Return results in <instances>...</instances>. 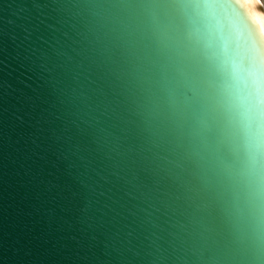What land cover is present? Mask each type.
I'll return each mask as SVG.
<instances>
[{
    "label": "water",
    "instance_id": "1",
    "mask_svg": "<svg viewBox=\"0 0 264 264\" xmlns=\"http://www.w3.org/2000/svg\"><path fill=\"white\" fill-rule=\"evenodd\" d=\"M225 0H0V264H264V106Z\"/></svg>",
    "mask_w": 264,
    "mask_h": 264
},
{
    "label": "bare ground",
    "instance_id": "2",
    "mask_svg": "<svg viewBox=\"0 0 264 264\" xmlns=\"http://www.w3.org/2000/svg\"><path fill=\"white\" fill-rule=\"evenodd\" d=\"M232 14L231 28L235 31L240 45L244 52V57L249 65L250 74L254 78L259 89L260 101L264 106V33L251 29L248 24L241 19L238 5L235 0H225Z\"/></svg>",
    "mask_w": 264,
    "mask_h": 264
},
{
    "label": "clouds",
    "instance_id": "3",
    "mask_svg": "<svg viewBox=\"0 0 264 264\" xmlns=\"http://www.w3.org/2000/svg\"><path fill=\"white\" fill-rule=\"evenodd\" d=\"M238 5L239 15L251 29L259 32V25L252 19L250 9L255 13L264 16V0H235Z\"/></svg>",
    "mask_w": 264,
    "mask_h": 264
},
{
    "label": "snow or ice",
    "instance_id": "4",
    "mask_svg": "<svg viewBox=\"0 0 264 264\" xmlns=\"http://www.w3.org/2000/svg\"><path fill=\"white\" fill-rule=\"evenodd\" d=\"M250 14L252 15V19L259 25L260 32L264 33V16H261L259 13H255L251 9Z\"/></svg>",
    "mask_w": 264,
    "mask_h": 264
}]
</instances>
